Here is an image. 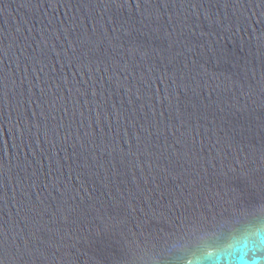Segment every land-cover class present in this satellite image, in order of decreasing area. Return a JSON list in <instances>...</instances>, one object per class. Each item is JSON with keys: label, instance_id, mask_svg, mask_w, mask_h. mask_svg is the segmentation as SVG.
Listing matches in <instances>:
<instances>
[{"label": "water", "instance_id": "water-1", "mask_svg": "<svg viewBox=\"0 0 264 264\" xmlns=\"http://www.w3.org/2000/svg\"><path fill=\"white\" fill-rule=\"evenodd\" d=\"M264 203V0H0V264H172Z\"/></svg>", "mask_w": 264, "mask_h": 264}, {"label": "clouds", "instance_id": "clouds-1", "mask_svg": "<svg viewBox=\"0 0 264 264\" xmlns=\"http://www.w3.org/2000/svg\"><path fill=\"white\" fill-rule=\"evenodd\" d=\"M172 264H264V203L231 226L185 247L173 245Z\"/></svg>", "mask_w": 264, "mask_h": 264}]
</instances>
